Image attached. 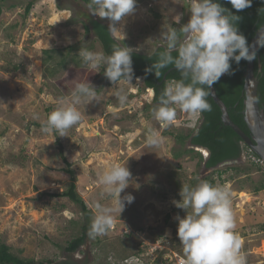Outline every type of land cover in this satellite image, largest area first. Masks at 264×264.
<instances>
[{
    "label": "rangeland",
    "instance_id": "rangeland-1",
    "mask_svg": "<svg viewBox=\"0 0 264 264\" xmlns=\"http://www.w3.org/2000/svg\"><path fill=\"white\" fill-rule=\"evenodd\" d=\"M28 2L33 6L24 16ZM190 15L189 0H136L134 13L116 25L125 38L111 35L132 51L150 54L160 46L162 31L169 25L180 29ZM88 19L108 27L111 23L93 15L81 0L0 2V242L20 259L40 264H120L139 241L148 246L142 254L157 251V258H167L173 253L169 259H177L184 255L177 218L191 211L176 207L182 199L180 187L207 181L232 193L235 231L247 264H264V189L254 191L264 184V164L244 146L237 161L213 169L203 168L204 149H194L202 160L195 153L174 158L190 148L175 137L194 131L199 116L177 107L176 120L164 127L152 115V93L141 79L101 82L103 66L90 69L79 55L81 49L101 52L93 36L84 34L82 23ZM84 82L96 93L76 105L81 121L63 137L42 132L48 114L60 106L57 102L70 99L75 85ZM121 89L127 94L123 105L117 97ZM149 129L164 138L160 146H148ZM62 157L74 172L87 214L68 198L52 196L68 187ZM113 164L130 170L129 184L120 195L131 194L134 202L120 215L114 213L113 230L95 237L88 233L74 253L66 252L83 225L90 231L95 217L90 204L112 206L113 197L98 179ZM122 232H130L131 239L121 238Z\"/></svg>",
    "mask_w": 264,
    "mask_h": 264
},
{
    "label": "clouds",
    "instance_id": "clouds-1",
    "mask_svg": "<svg viewBox=\"0 0 264 264\" xmlns=\"http://www.w3.org/2000/svg\"><path fill=\"white\" fill-rule=\"evenodd\" d=\"M226 2L237 12L251 6V0ZM88 7L93 15L107 18L111 22L110 33H118L124 39L123 31L116 25L134 13L136 0H90ZM189 12L190 19L179 30L169 25L161 32L160 46L154 52L156 62L145 70H154L157 78L161 76V70L169 65L179 72L180 78L166 82L156 105L151 109L153 117L164 127L176 120L177 107L193 117L210 111L208 96L211 86L221 76L232 74V62H251L256 58V47H264V28L260 29L255 45L248 44L237 27L241 18L216 0H189ZM173 52L177 55L173 56ZM131 53L132 49L120 44L113 46L110 55L87 49L79 51L90 69L97 70L103 66L104 75L109 81L117 83L123 80L129 84L133 76ZM151 91L155 97L154 89ZM95 93L96 90L89 82L77 83L71 98H61L57 102L60 106L48 114L42 132H59L63 137L66 130L82 119V113L76 105L94 98ZM117 97L121 105L127 100L123 89L117 92ZM163 140L157 132L148 130V146L158 147ZM131 175L125 165L119 164L111 165L99 175L98 183L113 197V201L111 207L98 202L90 204L95 211L89 231L91 237L106 234L114 223V213L120 215L126 204L134 202L133 195L126 194L122 198L120 195L128 186ZM179 195L182 199L176 203V207L191 209L190 212L186 211L183 219L177 218V236L184 254L180 264H247V256L242 251V238L235 231L230 190L202 181L196 186L183 184Z\"/></svg>",
    "mask_w": 264,
    "mask_h": 264
},
{
    "label": "trees",
    "instance_id": "trees-1",
    "mask_svg": "<svg viewBox=\"0 0 264 264\" xmlns=\"http://www.w3.org/2000/svg\"><path fill=\"white\" fill-rule=\"evenodd\" d=\"M2 1L4 0H0V2ZM81 1L86 6L90 4V0ZM216 2L220 3L222 7L228 9L232 14L237 15L241 18L237 22V27L239 29V32L243 34L247 39L248 44H250V41L253 38L255 32L264 23V0H251V6L239 12L233 9L232 6L226 2V0H216ZM32 6L33 3L28 2L24 10V16H27L29 14ZM82 28L86 36H93L95 43L100 47L101 52H103L105 55H110L112 53L113 46L115 44L122 45L121 42L112 37L111 33L109 32V27L99 20L88 19L87 22L82 23ZM158 48L159 46L156 47L150 54L140 53L136 51H132L131 53L133 67L132 79H136L139 77L145 89H154L155 97H152L151 103L154 106L156 105L158 97L163 91V88L166 86V82L171 79L180 78L179 72L172 65H169L166 69H162V74L159 78L155 76L154 70L150 72L145 71L146 69L151 68V66L156 62L157 57L156 55H154V52H156ZM69 49L72 50V47ZM172 55L176 56L177 53L173 52ZM258 62L261 66L260 71H258L257 68ZM245 67L246 61L244 60H241L239 64L232 62V74L221 76V78L213 85V87L218 98L225 105L230 120L240 130H242L246 135L249 136V131L243 119V74L245 71ZM14 69H16V67H14ZM99 72V80L101 82L112 83L105 77L104 69L100 70ZM254 75L258 80V105L264 113V47H259L258 51L256 52V58L254 60ZM208 103L211 105V110L203 112L201 115H199L200 120L196 129L194 131H190V133H187L185 135L180 134L175 137V140L178 144L184 145V143L187 141L190 148L185 149L182 152H176L173 154V157L177 159L179 158V156H181V153H195L197 158L202 160V157L198 152L194 151V149H204L208 152L206 158L203 159V168L205 170L213 169L221 164L237 161L240 158V154L243 149L242 147H246L245 145H243L239 136L236 135L231 128L223 125L221 121V112L211 99L210 94L208 96ZM250 153L256 159H259L254 153ZM62 161L66 166V168L63 169V172L69 176L68 187L61 193L52 196L68 198L72 203L79 205L83 213L87 214V206L78 195L74 172L69 168L70 165L64 157H62ZM263 189L264 184H260L254 188V191L257 192ZM88 233L89 226L87 224L83 225L81 227L79 235L68 242L64 250L70 254L74 253L81 245H83ZM130 234V232H122L120 234V237L130 238ZM141 243L139 241L137 244H133L134 248L132 247L131 252L128 251L127 255L121 258V262L128 255L138 256L143 253V249H147L148 246H144V248L142 247ZM180 252H182V250ZM142 260L147 262L145 258H143ZM160 260L161 258H156L153 264H163L160 263ZM0 264L40 263H37L33 260L20 259L10 252V249L7 245L0 242ZM64 264L77 263L68 262ZM81 264H88V261L84 260Z\"/></svg>",
    "mask_w": 264,
    "mask_h": 264
},
{
    "label": "water",
    "instance_id": "water-1",
    "mask_svg": "<svg viewBox=\"0 0 264 264\" xmlns=\"http://www.w3.org/2000/svg\"><path fill=\"white\" fill-rule=\"evenodd\" d=\"M264 28L263 25L255 32L253 38L250 41V45H255L259 31ZM258 46L256 47V52L258 51ZM258 71H260L261 66L258 62ZM243 119L246 127L249 131V136L246 135L242 130H240L229 118L226 111L225 105L218 98L213 85L210 89V97L221 112V121L224 126H227L233 130V132L239 136L242 143L250 149L264 164V113L260 109L257 100L258 91V80L254 75V60L251 62L246 61V67L243 74ZM138 79H140L138 77ZM151 91V89H149ZM152 93V91H151ZM153 97V95H152ZM199 150L200 148H195ZM202 150V149H201Z\"/></svg>",
    "mask_w": 264,
    "mask_h": 264
},
{
    "label": "built area",
    "instance_id": "built-area-1",
    "mask_svg": "<svg viewBox=\"0 0 264 264\" xmlns=\"http://www.w3.org/2000/svg\"><path fill=\"white\" fill-rule=\"evenodd\" d=\"M259 162L261 161L260 159H257ZM111 230L113 229V227L110 228ZM156 253L157 251H152V253H144V254H140L138 256H131V258H126L124 259L120 264H153L154 260L157 258L156 257ZM149 255V261L145 262L142 259L145 258V256ZM172 256H168L167 258H161L160 263L163 264H180V260L183 257L180 258H173V259H169L173 257V253L171 254ZM153 256V257H152Z\"/></svg>",
    "mask_w": 264,
    "mask_h": 264
},
{
    "label": "bare ground",
    "instance_id": "bare-ground-1",
    "mask_svg": "<svg viewBox=\"0 0 264 264\" xmlns=\"http://www.w3.org/2000/svg\"><path fill=\"white\" fill-rule=\"evenodd\" d=\"M200 150V149H199ZM203 150V149H202ZM206 155H207V152H206Z\"/></svg>",
    "mask_w": 264,
    "mask_h": 264
}]
</instances>
